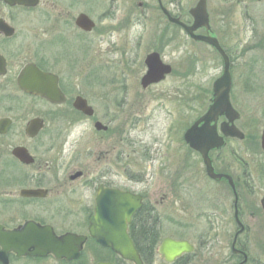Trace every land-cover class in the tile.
<instances>
[{
	"label": "rangeland",
	"instance_id": "1",
	"mask_svg": "<svg viewBox=\"0 0 264 264\" xmlns=\"http://www.w3.org/2000/svg\"><path fill=\"white\" fill-rule=\"evenodd\" d=\"M137 1L127 0L117 6L111 0H95L97 11L92 13L98 15L101 22L91 36L81 37L76 63L68 57L63 58L61 69L62 73L65 71V83L69 82L77 92L87 95L97 111V120L108 124L114 139H107L103 144L114 145L117 150L124 148L137 158L132 161V173H154L151 190L158 194L155 199L161 197L162 201L158 239L187 240L193 244L194 251L187 259L189 264H233L237 260L232 259L230 243L236 227L228 189L206 179L202 161L195 153L192 155L195 192L191 194L184 188L176 197L169 176L175 169L176 158V167L183 166L187 149L181 140L182 134L205 111L212 83L221 74L222 60L210 46L194 43L182 30L166 27L157 11L156 0H148L152 11H148L147 16H144L145 12L141 15ZM196 1L182 0L184 7L192 6ZM83 6L91 11V0ZM127 10L131 21L125 22L122 14ZM211 11L213 30L232 61L231 99L241 113L238 126L246 134V139L241 142L227 140L219 155L231 165V155L237 154L253 176L252 188L249 191L243 189L239 199L242 222L249 227L240 236V241L248 254V264H263L264 217L259 210V199L264 194V155L255 140L264 128V0H211ZM104 16H107L106 21H103ZM139 17L141 25L133 20ZM36 19L32 51L47 39L43 34L46 28L42 19ZM138 35L143 37L140 48ZM74 46V41L66 37L65 52L73 53ZM51 50L58 54L56 48ZM151 51L158 52L164 63L172 66V73L165 80L143 89L140 78L145 70L141 63ZM47 52L48 49L42 47V56ZM129 52L135 54L131 56ZM96 56L98 81L84 80L90 72L89 68L84 69L85 65ZM71 64H77L74 76L69 70ZM5 82H0V119L8 117L13 123L15 119L17 124L24 125L19 117L14 118V85ZM66 121L64 132L43 131L31 141L16 137L13 127L9 135L0 138L3 149L8 153L14 143L22 142L38 163L51 166L45 173L60 174L66 182L67 176L76 171L91 177L96 165L92 154L96 139L94 121L80 120L69 114ZM124 137L131 141L130 145L126 146L121 140ZM144 145H154L158 149L157 164H145L140 154L135 155L143 152ZM0 149V190L6 191L11 182L9 176L14 175V165L11 168L13 163L9 162L8 154ZM117 161L111 160L110 169L121 174L123 167ZM22 173L27 171L19 168L17 174ZM114 180L122 184L116 175ZM73 187L80 195L78 185ZM66 193L75 198V192ZM14 214L19 219L30 216L17 206H14ZM210 219L213 223H209ZM72 221V218L68 220L67 225L71 226ZM109 257L99 250L94 263L107 261ZM161 260L157 255L153 264H163Z\"/></svg>",
	"mask_w": 264,
	"mask_h": 264
},
{
	"label": "flooded vegetation",
	"instance_id": "2",
	"mask_svg": "<svg viewBox=\"0 0 264 264\" xmlns=\"http://www.w3.org/2000/svg\"><path fill=\"white\" fill-rule=\"evenodd\" d=\"M12 1L13 0H0V20L13 29V35L11 36H5L2 32H0V55L4 60L3 69L5 70V74L0 75V82L6 81L5 84L9 83L10 85H14V118L19 117L21 119L20 123L22 124L25 122V124H17L18 121L15 119L13 123V119L8 118L12 122L11 127L6 131L5 135H0V138H4L6 135H9V131L14 127V134L16 137H24L29 141L33 140L29 139L25 134L26 124L32 117H41L45 122V126L38 136L43 131L64 132L66 129L65 125L68 114L80 120L94 121L93 124L99 121L97 120V111L91 104L90 98L82 92H77L73 86H69V82L65 83V71L62 73L61 69L64 57H68L76 63L77 56L75 55L80 52L79 48L80 45H82L81 37L91 36L96 31L98 23L101 22L100 19H98V15L96 16L92 13L94 10L97 11V9H95V0H91V11L83 6L86 4V1L90 0H14V4H11ZM126 1L127 0H111V2L117 6ZM161 3L168 10L171 17L179 18L181 21L188 24L192 22L189 10L193 5L184 7L182 0H170L169 2H163L161 0ZM156 4L157 11L161 20L165 22L166 27H173V25L168 23L166 17L160 11L158 0H156ZM136 6L141 9V15L145 12L144 16H147L148 11H152V7L149 5L148 0H138ZM207 7L212 26L211 34L218 38L213 30L214 26L212 23L213 13L211 11V0H208ZM81 15L86 16L93 23V27L90 31L82 29L77 24V20ZM122 15L124 16V19H126L124 20L125 22L131 21V18L128 19L130 17L129 10L126 12L123 11ZM39 17L45 25L46 29L43 31V34L46 35L47 39L39 43L36 50L32 51V41L36 38L34 25L38 22L36 18ZM102 18L103 21H106L107 16ZM133 20L135 23L141 25L140 17L134 18ZM175 27L179 29L177 26ZM198 33L203 32L200 30ZM68 34H70V36ZM160 34H162V32ZM66 37L70 38L75 43L73 53L65 52L64 50L63 44ZM97 40L99 41V37ZM142 41L143 37L138 35L137 43L139 48ZM42 47L48 49L47 55L42 56ZM54 48H56L58 54H54L51 50ZM152 52L155 51H151L149 53ZM129 54L133 56L135 53L129 52ZM148 54H146L145 57ZM144 59L141 64L143 65L144 70H146ZM97 63V56L94 57L92 61L86 63L84 69L88 70L89 68L90 72L88 75L86 74V76L83 77L84 80L92 79L93 81H98ZM28 64H33L39 70L57 77L58 88L66 99L65 103L59 105L52 104L43 98L30 95L18 88L17 78L19 73ZM76 65L71 64L69 66L72 76L75 74ZM77 97H81L86 100L88 106L93 110L92 116H86L73 108V102ZM38 106L42 107L44 110L39 111V108H37ZM195 120L191 124H193ZM222 120L224 119H219L220 122ZM105 125H107L108 130L95 131L96 139L94 150L92 152L96 163L95 173H93L90 177L82 172L83 174L79 178L71 180L70 177L72 176V173L67 176V182L63 180L64 177L60 174L45 173V171L51 169V166L48 163L40 164L36 158H34L33 164L25 165L17 158L11 156L10 150L17 146L25 147L30 153L28 146L22 142L14 143V146L7 153V151L3 149V141L0 140V148H2L3 151H6L10 160L9 162L13 163L11 168L14 165V175H11L12 177L9 176L11 182H9L6 186L8 189L6 191L0 190V264H96L99 261L95 263L94 261L98 258L99 250L110 255L109 259L105 262H112L109 260L113 257L114 259H119V257L111 250L102 248L97 240L89 234V220L95 214L98 204L103 206V208L105 207V201L103 199H98L100 188L105 190H118L124 193L127 192L141 198L142 205L133 214L131 221L126 228L127 234L135 247L149 242L145 238L148 235L147 231H149V235H151L152 231L155 230V235L158 234L159 237L161 230V211L159 210V205L162 204V201H160L161 197L156 200L155 197L158 194L151 190L154 182V173H147L146 171L132 173L131 164L132 161L137 160V158H133L132 155L127 153V150L124 148L117 150L114 145L112 147L111 145L105 146L103 144V141H106L107 139L111 141L114 139V134L111 133V131L109 132L110 128L108 124ZM263 129L264 128H262V130ZM261 132L259 137H257V141L255 140L259 149ZM183 134L181 140L183 139ZM121 140L125 142L126 146L131 143L127 137H124ZM183 144L187 149V154L184 155L186 157L183 159V166L176 167V158V162L174 164L175 169L169 174L173 183L171 190L174 191L176 197L180 196V193L184 188L187 192H191V194L195 192V163L192 157L195 152L190 151L184 142ZM133 152L135 153L134 150ZM219 152L220 150L214 149L209 153L214 173L230 175L234 185L233 189L224 177L220 179L210 178L206 174L203 163L202 165L206 179L212 184L228 189L232 196V218L236 231L232 236L230 251L237 260L233 264H238L242 261L243 256L237 254L235 255L231 248L235 233L239 229V226L234 218V213L237 209L239 219L244 226V232H247L249 227L242 222L243 216L240 212L239 199L243 189L249 191L252 188L253 176L248 172L245 162L241 158L237 157V154H234L235 161H233V164L230 165L227 164L226 160L219 155ZM139 154L142 156V159L145 160L143 161L145 164H157L158 149L154 145H144L142 153H135L136 156ZM111 160H118L117 162L122 164L123 168L121 174L114 173V171L110 169L112 164ZM102 167L104 169H101ZM19 168L25 169L27 173H22L20 175L17 174V172H19ZM115 175L122 184L115 183ZM50 178L53 179L51 180ZM88 178L90 180H88ZM21 182H23V184ZM20 184L22 185L20 186ZM75 184H77L81 189L80 195L72 189L76 188L73 187ZM22 190H38L40 193L36 197H26L20 194ZM70 191L76 193L75 198L67 195L66 192ZM86 193H89V195H86ZM261 198L259 199V210L263 216L260 206ZM106 203L108 207L109 202L106 201ZM14 206H17V208L23 212L29 213L30 216L21 219L15 217L14 215L16 214H14ZM110 207H113V204L110 205L109 208ZM71 218L73 219L72 225L68 226L67 221ZM209 221V223H213V219H210ZM27 222H32L38 227L48 228L56 237H61L66 233L86 237L79 258L67 261L65 259H56L52 254L18 255L17 250H14V247H17L14 246V238L9 237L8 234L11 232L14 233V230L19 229ZM244 232L242 234H244ZM241 235L236 238L235 248L240 250L244 249V251H246L240 241ZM30 251L33 250L31 249Z\"/></svg>",
	"mask_w": 264,
	"mask_h": 264
},
{
	"label": "water",
	"instance_id": "3",
	"mask_svg": "<svg viewBox=\"0 0 264 264\" xmlns=\"http://www.w3.org/2000/svg\"><path fill=\"white\" fill-rule=\"evenodd\" d=\"M159 4L163 14L168 21L178 25L183 29L186 35L194 41L203 42L213 47L220 55L223 61V70L221 75L212 84V99L207 111L184 133V140L188 146L199 153L205 166L206 174L212 179H220L222 175L214 173L209 158V152L215 148H221L224 145V138L231 137L242 140L244 134L235 126L234 122L239 119V114L230 103L231 75L230 61L224 50L219 45L216 38L208 35L209 20L207 14V0H198L196 5L190 10L193 22L190 25L182 23L179 19L172 18L168 11ZM14 4V0L11 2ZM77 24L85 30L90 31L93 24L85 16H80ZM204 28L205 35H198L195 32ZM0 32L5 36L13 35V29L0 20ZM146 73L141 78L140 85L143 89L163 81L166 75L171 73V67L164 64L158 53L148 54L145 58ZM4 60L0 55V75L5 74ZM17 86L20 90L30 95L39 96L52 104H62L65 97L58 88V79L52 74L40 71L35 65L28 64L23 68L17 78ZM73 107L86 116H92L93 110L87 105L86 101L80 97L73 102ZM219 117H225V121L220 124V133L218 134L216 123ZM11 121L8 118L0 119V135H5L9 129ZM44 126V121L35 117L26 125L25 133L29 138L38 135ZM94 128L97 131H106L107 126L100 122H95ZM261 149L264 152V130L261 135ZM10 154L25 165L34 162L33 157L23 146L13 147ZM82 172H75L70 179L79 178ZM234 188L229 176H224ZM38 190H22L20 194L26 197H36ZM236 196V195H235ZM98 199L105 201V207L98 204L95 214L89 220V234L97 242L106 248H110L122 259L133 264H143L141 257L129 238L126 228L130 222L131 216L141 206V198L130 193L120 192L118 190L99 189ZM106 201L109 202L107 207ZM113 204V207L110 205ZM264 215V196L260 201ZM234 218L240 229L236 237L244 231V227L239 221L238 211L235 210ZM14 238V250L18 255H46L52 254L56 259H65L67 261L79 258L82 246L86 237L78 236L72 233H66L61 237H56L51 230L46 227H38L32 222L25 223L22 227L8 234ZM235 237V238H236ZM235 242V241H234ZM234 245V243H233ZM33 251H30V250ZM194 246L186 240H174L164 238L159 247L158 253L166 263H173L177 258L184 254L193 252ZM241 251H235L240 253ZM243 260L239 264L247 261V256L243 253ZM97 264H112L99 262Z\"/></svg>",
	"mask_w": 264,
	"mask_h": 264
},
{
	"label": "trees",
	"instance_id": "4",
	"mask_svg": "<svg viewBox=\"0 0 264 264\" xmlns=\"http://www.w3.org/2000/svg\"><path fill=\"white\" fill-rule=\"evenodd\" d=\"M225 51L229 55V52L227 50H225ZM147 232H148V235L145 238L149 242H146V244H142L140 246H137V248H138V251L142 257L144 264H153V262L155 260V256H156L155 250L157 247L159 237H158V234L155 235V230L152 231L151 235H149V231H147ZM189 256L190 255H185V256L179 258L178 260H176L172 264H189L187 262V259ZM109 261H112L114 264H129V263H126L120 259H117V258L114 259V257L111 258ZM163 264H165V263H163Z\"/></svg>",
	"mask_w": 264,
	"mask_h": 264
}]
</instances>
